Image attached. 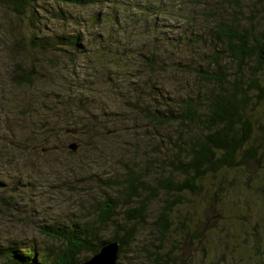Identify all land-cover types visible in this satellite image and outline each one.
I'll list each match as a JSON object with an SVG mask.
<instances>
[{
    "label": "trees",
    "instance_id": "1",
    "mask_svg": "<svg viewBox=\"0 0 264 264\" xmlns=\"http://www.w3.org/2000/svg\"><path fill=\"white\" fill-rule=\"evenodd\" d=\"M108 1L0 0V51L10 59L9 87L18 93L32 90L34 99L21 113L32 110L37 119L64 115L75 119L72 135L84 138L92 131L100 140L106 136L98 132L101 127L124 117L138 140L131 159L122 163L125 177L115 168L99 200L82 205L87 217L40 225L39 233L50 242L46 249L7 242L0 246V264H83L110 242L119 243L118 264H127L135 245V264H264V0H199L186 20L200 25L174 37L161 32L157 17L166 15V3L179 0H152L139 10L138 22L148 27L128 38L120 34L117 4ZM98 6L105 11L93 15L92 30L80 24L85 17L72 15L73 9ZM42 17L63 22L57 34H47ZM74 22L81 32L70 28ZM179 45L189 50L185 55L194 51L199 62H167L166 53ZM199 45L195 54L193 46ZM46 57L47 66L40 63ZM77 58L90 61L89 67L94 63L91 76L104 74L105 86L114 89L110 97L121 111L91 113L106 121L104 126L91 117L77 118L89 114L86 90L80 88L86 84L66 75ZM61 66L62 81L49 79ZM124 66H137L139 81L115 83L125 81ZM133 72L126 73L128 80ZM39 84L51 91L38 89ZM8 102L2 103L4 116L19 101ZM9 122L0 131V143L7 141L0 154L11 157L6 152L11 147L27 159L24 148L9 138L17 134ZM34 127L35 135L55 131L43 123ZM11 199L0 194V212L15 202ZM143 228L152 238L145 253L137 243ZM185 243L199 247L200 260L179 259Z\"/></svg>",
    "mask_w": 264,
    "mask_h": 264
},
{
    "label": "rangeland",
    "instance_id": "2",
    "mask_svg": "<svg viewBox=\"0 0 264 264\" xmlns=\"http://www.w3.org/2000/svg\"><path fill=\"white\" fill-rule=\"evenodd\" d=\"M151 1L152 0H109L106 2L111 6L117 4V16L120 18L121 24L120 34H126L122 35L123 37L128 38L134 31H142V29L144 30V28L148 27V22H138L140 18L139 10L142 12V9ZM198 1L199 0H179L174 3H166L164 8H162L163 12L166 13L164 17L161 18L157 14L151 16H158L157 18H159L160 21L157 20V22L161 24L159 26L160 29H162L161 32L164 34L171 33V37L179 36L181 32H195L198 26L197 24L200 22L198 23L196 19V21L193 22L195 23L194 25L189 24L186 18L195 13L194 8ZM154 3L155 2H153V4ZM102 10L105 11V9L100 6L93 7L88 11L73 9L72 15L85 17L84 22L80 24L85 25V27L87 25V30H92L96 28V26L94 27L92 24L95 18L93 15ZM2 16H4L3 13L0 14V17ZM42 18L44 19V28L47 34H57V30L63 25V22L61 20L59 21V19L51 17L50 19L49 17ZM75 22L74 24L70 23V28L79 29L81 32L80 25H75ZM84 32L82 33L88 41L86 37V32L88 31ZM96 32H100V30H96ZM198 32H203V30L198 29ZM136 45L137 43L132 46L137 47ZM173 46H175L174 43ZM200 46L201 45L193 46L195 54L201 49L202 46ZM89 47L95 48V44H89ZM212 48L213 46H211V49ZM90 51H88V53ZM184 52L190 53L189 50L185 51L184 47L180 49L179 45L174 51L166 53V61L168 62L172 58L170 62L173 64H176L178 61L189 62L195 60V62H199L200 57L197 58L195 57L196 55L193 56L194 51L190 56L185 55ZM47 61L48 59L46 57L40 63L47 66ZM89 62L85 59H78L76 66L70 67L66 75L71 81H74L73 78H76L80 85L86 84L80 86V88L86 90L83 92V95L87 100L85 109H88L89 114H77L78 120H81L79 117L87 116L88 119L91 117L94 122L104 126L107 124L106 121L101 120V118H99L100 116L94 118L92 114L98 115L101 112L106 113L111 110V108H115L117 112H120L121 109L111 100L112 97H110V95L114 93V89H111L107 84L105 86L107 82L105 81L106 78L104 74L98 79L91 76L92 72H94L92 68L95 67V64L92 63L91 67H89ZM133 63H135V61ZM9 65L10 59L5 54L1 53L0 131H2V128L6 125L7 119H9V126H13L14 124V130L17 132L16 135H11L9 138L13 137V140L17 142L16 144L23 147L24 149H21H23L29 157L25 159L17 154L15 155L11 147H7L8 149H6L7 154L11 155V157H4L0 154V181L2 182L0 194L5 197L7 196L8 200L10 198H12L11 200H15V202L10 203V207L8 206L7 209H3V212H0L4 215L0 216V246H5L7 242L15 241L22 242L26 245L35 244L46 249L50 242L39 233V226L49 225L56 221L62 222L71 220V218L75 217H87L85 216L87 210L84 212V207H82V205L84 203L90 205V203L99 200L101 197V193L99 192L101 186L105 189L106 186H103V184L115 178V168H117L118 174L125 177V174L122 173V163H125V160L131 159L134 153V147L136 145L138 146V140L136 136H134L135 129L132 121L125 122L124 117L119 119L120 122L117 121L114 124L109 122L112 127H104L103 129L101 127V130L98 132H100V134H106V136H103L100 140L92 131L84 135L85 139L83 135L80 136L77 133L72 135L71 133L77 128V124L74 121L75 119L70 118L66 120L64 115L59 114L55 118L51 116L46 118L42 114L40 115L41 117L37 119L33 115L32 110H28V115L21 113L23 110L27 111V108L31 109V106L27 104L31 102L34 103L33 94L31 93L32 90L18 93L9 87L7 78V72L10 68ZM139 66L141 65L138 64V68L141 70L142 67ZM120 69L122 73H125V81L121 78H117L116 81L113 80L115 83L121 86L122 84L124 85L123 82H127L128 84L130 82L136 83L139 81L138 78L136 79L137 75L133 72V70L137 69V66H124L123 69ZM60 70L57 72L55 78L50 77L49 79L55 82L58 80L62 81L59 75L63 73L65 69L61 66ZM131 72H133V76L128 80L129 75L126 73ZM68 82L69 81L66 80L65 84H68ZM40 88H42L45 93L51 91V86L47 84L42 87L39 84L38 89ZM118 94L119 92L117 91V95ZM31 98L32 101L29 102ZM4 99L9 100L8 103L14 100L19 101L15 104L13 109L10 106V110L12 109V112H9V114L11 113L10 116H4L3 114L2 103ZM116 100L117 99H115V102ZM49 113L52 112L49 111ZM26 116H29L28 119L25 118ZM28 122H32V126L34 127L35 125L34 128L41 127L43 123V125H47L50 129L54 128L55 131L53 133L48 129L45 135L41 136V134H36L37 137L35 133L33 134V127L29 125ZM30 132H32V134ZM118 134L119 141H117ZM27 137H29L31 141L25 143ZM112 141L117 142V145L113 144ZM5 142L7 141L4 140V143ZM74 142L79 144V148H77L76 151H72L69 148ZM2 143H0V147L4 145V143ZM8 144H10V142L6 145ZM17 186L20 189L15 191ZM120 192L121 190H117V196L121 194ZM150 232V229L147 230L143 228L141 230L137 239V243L142 246L138 250L139 252L144 250L145 253L146 249L148 250L152 240ZM136 248H138V245H135L133 252L129 253L130 257L128 259L126 258L125 262L127 264H135L132 260L135 259L137 252ZM182 248L183 250L179 252V259H201L200 256L202 253L199 247L195 248L185 243Z\"/></svg>",
    "mask_w": 264,
    "mask_h": 264
},
{
    "label": "water",
    "instance_id": "3",
    "mask_svg": "<svg viewBox=\"0 0 264 264\" xmlns=\"http://www.w3.org/2000/svg\"><path fill=\"white\" fill-rule=\"evenodd\" d=\"M69 148L72 151H76L78 148L77 143H72ZM119 243L110 242L104 245L101 250L92 256L89 260L83 264H118L119 260Z\"/></svg>",
    "mask_w": 264,
    "mask_h": 264
}]
</instances>
